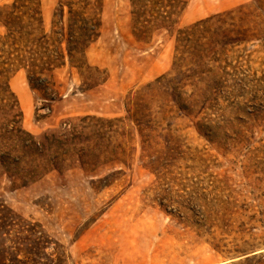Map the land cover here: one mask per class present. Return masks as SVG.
Listing matches in <instances>:
<instances>
[{"label":"rangeland","instance_id":"rangeland-1","mask_svg":"<svg viewBox=\"0 0 264 264\" xmlns=\"http://www.w3.org/2000/svg\"><path fill=\"white\" fill-rule=\"evenodd\" d=\"M11 1L0 0V5ZM57 1L39 0L46 31ZM177 1L183 9L175 23L144 42L133 35L129 0H103L100 34L85 55L89 76L95 82L104 78L100 84L89 87L68 65L44 71L40 76L48 87L40 92L31 89L23 68L7 73L22 113L18 120L16 110H10L14 127L40 137L64 131L82 117H124L129 97L171 70L177 28L250 0ZM214 71L211 87L192 95L201 103L187 110L161 104L162 98L152 101L154 116L170 124L184 152L163 186L172 188L170 207L177 208L176 201L189 203L194 217L202 214V201L233 202V217L247 222L242 236L251 237L255 252L264 251V46H235ZM186 89L189 94L191 88ZM126 132L127 165L103 170L121 169L107 188L93 191L78 169L52 171L25 184L0 173V201L40 223L51 241L63 245L68 264H234L240 256L215 249L158 204L156 176L143 165L133 128ZM236 226L229 227L235 231ZM232 231L224 235V244Z\"/></svg>","mask_w":264,"mask_h":264},{"label":"trees","instance_id":"trees-1","mask_svg":"<svg viewBox=\"0 0 264 264\" xmlns=\"http://www.w3.org/2000/svg\"><path fill=\"white\" fill-rule=\"evenodd\" d=\"M177 3L129 0L133 35L146 42L155 31L169 28L183 9ZM102 5L103 0H58L48 31L43 26L39 0H12L0 5V173L25 184L52 171L61 174L78 169L93 191L105 189L121 169L102 174L103 170L109 165H127L125 134L126 128L132 127L141 158L146 160L143 165L156 176L158 204L215 249L232 257L242 256L234 264H264V251L255 252L251 237L246 240L242 236L247 222L233 217L237 212L233 202L202 201L203 212L198 217L184 201H176L177 208L170 207L172 188L163 185L172 179L173 162L184 152L172 137L170 124L154 116L151 106L160 98L161 104L171 103L181 111L201 103L192 95L199 92L201 96L211 87L215 66L228 50L255 42L264 46V0H250L177 28L171 70L129 97L124 117H82L64 131L45 132L40 137L14 127L10 110H16L13 116L18 120L22 113L9 89L6 75L10 71L23 68L29 86L39 92L48 87L40 75L64 65L75 69L89 87L104 81L98 77L100 81L95 82L89 76L91 67L85 58L87 47L100 34ZM187 87L191 88L189 94ZM195 128L200 132V125ZM234 223L237 229L232 231L229 226ZM231 231L234 236L227 249L224 235ZM0 264H68V256L40 223L23 218L0 201Z\"/></svg>","mask_w":264,"mask_h":264},{"label":"water","instance_id":"water-1","mask_svg":"<svg viewBox=\"0 0 264 264\" xmlns=\"http://www.w3.org/2000/svg\"><path fill=\"white\" fill-rule=\"evenodd\" d=\"M241 257V256H240ZM240 257H238V258H240Z\"/></svg>","mask_w":264,"mask_h":264}]
</instances>
